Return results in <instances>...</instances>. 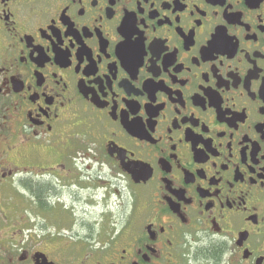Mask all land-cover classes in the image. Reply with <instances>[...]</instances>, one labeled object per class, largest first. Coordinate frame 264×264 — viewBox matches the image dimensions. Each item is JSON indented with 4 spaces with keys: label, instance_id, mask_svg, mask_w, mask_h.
Here are the masks:
<instances>
[{
    "label": "flooded vegetation",
    "instance_id": "obj_1",
    "mask_svg": "<svg viewBox=\"0 0 264 264\" xmlns=\"http://www.w3.org/2000/svg\"><path fill=\"white\" fill-rule=\"evenodd\" d=\"M0 110V264H264V0H0ZM50 174L140 224L10 217Z\"/></svg>",
    "mask_w": 264,
    "mask_h": 264
},
{
    "label": "rangeland",
    "instance_id": "obj_2",
    "mask_svg": "<svg viewBox=\"0 0 264 264\" xmlns=\"http://www.w3.org/2000/svg\"><path fill=\"white\" fill-rule=\"evenodd\" d=\"M3 112V110H0V166L7 164V160L10 159L8 156L13 158V150L4 145ZM7 150H10V155L5 154ZM92 174H95V169H93ZM48 180L53 185L54 190L49 193L47 198L52 203L55 202L57 204L59 202L57 205L52 206L50 214L58 215L59 220L54 222L62 224L61 226L55 227L52 225L51 218L36 212L35 207L37 203L27 197L22 200L23 204L15 198L10 199L12 203L10 210H8L9 215L11 214L10 217H15L14 214L17 216L18 213L26 214L33 221H39L48 225L52 232L59 228L69 230L72 227L71 224L74 222L77 224L85 223L88 228H92L96 233H99L102 228L110 227L112 223L119 224V228L129 221L134 225L140 224L139 219L141 218H139L140 211L138 210L140 201L135 199L132 209L130 208L129 199L126 194V181L119 183V195L107 197L103 190L100 188L95 189L97 182H91L88 179L81 178L79 181H77L78 179L61 180L50 174ZM95 181L97 180L95 179ZM60 203L65 205L70 211L64 209ZM69 213L72 215V221L68 222L69 225L66 227L64 225L65 219L68 218ZM4 220V216L0 210V222L3 223Z\"/></svg>",
    "mask_w": 264,
    "mask_h": 264
}]
</instances>
